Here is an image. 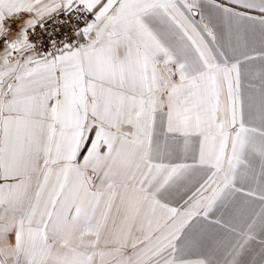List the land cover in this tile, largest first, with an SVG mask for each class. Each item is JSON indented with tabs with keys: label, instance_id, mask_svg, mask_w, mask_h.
Masks as SVG:
<instances>
[{
	"label": "snow or ice",
	"instance_id": "1",
	"mask_svg": "<svg viewBox=\"0 0 264 264\" xmlns=\"http://www.w3.org/2000/svg\"><path fill=\"white\" fill-rule=\"evenodd\" d=\"M0 264H264V0H0Z\"/></svg>",
	"mask_w": 264,
	"mask_h": 264
}]
</instances>
